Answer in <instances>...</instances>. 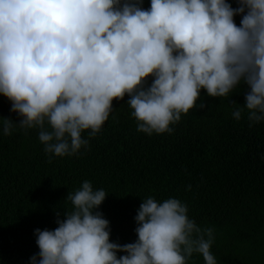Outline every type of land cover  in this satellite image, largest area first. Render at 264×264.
Returning a JSON list of instances; mask_svg holds the SVG:
<instances>
[{"label":"clouds","instance_id":"1","mask_svg":"<svg viewBox=\"0 0 264 264\" xmlns=\"http://www.w3.org/2000/svg\"><path fill=\"white\" fill-rule=\"evenodd\" d=\"M236 3L150 0L144 8L143 0H0V94L20 117L17 124L3 118L4 135L16 126L38 129L51 162L87 147L82 133L95 137L114 99L129 97L138 132L170 134L201 90L228 97L241 84L245 102L232 116L239 120L246 109L249 126L259 123L264 0ZM106 195L88 180L68 192L72 209L56 212L57 227L34 230L39 251L29 264H187L194 253L217 264L214 229L198 226L177 198L143 199L135 241L112 242L109 221L97 210Z\"/></svg>","mask_w":264,"mask_h":264},{"label":"trees","instance_id":"2","mask_svg":"<svg viewBox=\"0 0 264 264\" xmlns=\"http://www.w3.org/2000/svg\"><path fill=\"white\" fill-rule=\"evenodd\" d=\"M149 5L143 0L144 8ZM234 19L239 25L241 17ZM246 90L238 85L228 97L201 90L170 134L138 132L129 97L114 99L95 137L82 133L88 146L51 162L38 129L16 126L4 135L3 118L17 124L20 117L0 94V264H29L39 251L34 230L57 227L56 212L72 209L65 197L84 180L107 193L97 210L109 221L112 242L135 241L134 217L143 199L171 197L187 204L198 226L214 229L210 251L217 264H264V120L250 127L246 109L241 119L232 116L243 107ZM187 264L205 262L194 253Z\"/></svg>","mask_w":264,"mask_h":264}]
</instances>
